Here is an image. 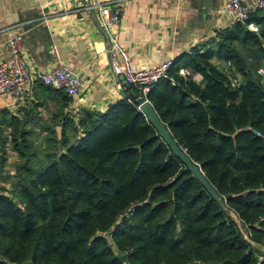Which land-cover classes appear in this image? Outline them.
Here are the masks:
<instances>
[{
  "label": "trees",
  "instance_id": "obj_1",
  "mask_svg": "<svg viewBox=\"0 0 264 264\" xmlns=\"http://www.w3.org/2000/svg\"><path fill=\"white\" fill-rule=\"evenodd\" d=\"M246 22L256 31L236 23L175 56L145 94L237 223L131 95L73 119L62 113L69 99L37 81L59 101L49 123L0 110V264H264V9ZM212 60L228 61L230 76ZM35 127L53 149L42 159Z\"/></svg>",
  "mask_w": 264,
  "mask_h": 264
},
{
  "label": "crops",
  "instance_id": "obj_2",
  "mask_svg": "<svg viewBox=\"0 0 264 264\" xmlns=\"http://www.w3.org/2000/svg\"><path fill=\"white\" fill-rule=\"evenodd\" d=\"M106 2L120 9L119 23L112 27L111 34L117 45L128 52L132 66L173 59L226 28L221 13L223 0H0V59L9 57L6 38L19 34L23 56L31 68L42 69L50 63L48 48L54 44L64 65L86 80L79 100H69L62 108V113L73 119L80 109L102 111L124 97L111 74L107 35L97 13V5ZM37 87L34 81L26 97L15 103L0 99V110L19 115L24 109H32L38 112L40 125L49 123L59 101ZM14 159L9 152L8 163ZM6 183L0 185L7 188Z\"/></svg>",
  "mask_w": 264,
  "mask_h": 264
},
{
  "label": "built area",
  "instance_id": "obj_3",
  "mask_svg": "<svg viewBox=\"0 0 264 264\" xmlns=\"http://www.w3.org/2000/svg\"><path fill=\"white\" fill-rule=\"evenodd\" d=\"M87 8H91L90 5ZM257 9H264V0H253L244 2L242 0H223L221 5L222 16L226 20V28L236 23L245 24L246 28L256 31L252 22H246L248 15ZM99 22L106 35V53L109 58L111 74L115 80V86L124 92V97L129 101V91L133 89L137 102L134 106L139 111L142 104L147 103L145 94L151 83L158 78L165 77L166 69L172 63V58L162 59L150 66H132L127 51L120 48L111 29L119 23L120 9L111 3L97 5ZM6 50L9 55L6 59H0V99L7 98L12 102L23 100L32 83L38 81L44 86L60 90L72 103L79 100L86 88L84 77L74 74L64 65L56 45L48 48L51 60L42 69H33L23 56V46L19 34H12L6 38ZM190 49L186 51L189 53ZM230 63L223 64V70H227ZM262 73V69H258ZM177 74L182 77L190 76L192 80L198 81L199 75L192 73L190 69L180 67ZM125 84L122 86L119 77Z\"/></svg>",
  "mask_w": 264,
  "mask_h": 264
},
{
  "label": "water",
  "instance_id": "obj_4",
  "mask_svg": "<svg viewBox=\"0 0 264 264\" xmlns=\"http://www.w3.org/2000/svg\"><path fill=\"white\" fill-rule=\"evenodd\" d=\"M122 85L125 84L123 78L119 77ZM129 94L134 97L135 93L133 89H129ZM139 112L145 117L147 122L153 127L156 133L159 135L161 140L166 144L168 149L171 151L172 155H174L184 167L188 170L192 177H194L201 187L206 191V193L217 203V205L227 214H229L234 221L237 223V219L233 212L227 209L224 203L220 200V197L211 187V185L206 181L204 178L199 166L192 162L184 153V151L176 144V142L170 136L166 127L158 120L157 116L155 115L153 109L148 103H144L141 105ZM55 132L57 137H59L60 128L56 127ZM260 260V259H259Z\"/></svg>",
  "mask_w": 264,
  "mask_h": 264
},
{
  "label": "rangeland",
  "instance_id": "obj_5",
  "mask_svg": "<svg viewBox=\"0 0 264 264\" xmlns=\"http://www.w3.org/2000/svg\"><path fill=\"white\" fill-rule=\"evenodd\" d=\"M212 61H215V60H212ZM217 67H218V65H217ZM231 64H230V66H229V68L227 69V70H225V73H227L228 74V76L227 77H229L230 75H229V72L228 71H232L231 70ZM219 68H221V67H219ZM231 74V73H230ZM234 76H237L236 74L234 75ZM238 79H239V77H238ZM238 79L235 77V80L236 81H238ZM231 82H234V80L232 79V80H230ZM56 134V133H55ZM67 134H68V136H69V138H70V140H72L73 139V137H74V135H73V133L71 132V131H69V132H67ZM44 132H41V131H39V129H36L35 130V133L32 135V136H30L29 138L32 140V142H33V147L36 149V155H37V157L38 158H40V159H42V157H43V154L44 153H46L47 151H51V150H53L50 146H48V145H46L45 143H44ZM56 139H58L59 137H60V133H59V137H57V134H56ZM11 167H10V165H8L7 167H6V169H7V171L9 172V173H11L10 172V170H12V169H10ZM6 186H7V183L5 184ZM2 187V185H0V188ZM8 187V186H7ZM258 258L259 259H261V256H259L258 255Z\"/></svg>",
  "mask_w": 264,
  "mask_h": 264
}]
</instances>
